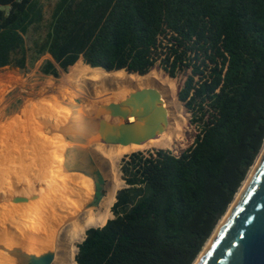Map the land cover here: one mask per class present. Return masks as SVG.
<instances>
[{
	"label": "trees",
	"instance_id": "16d2710c",
	"mask_svg": "<svg viewBox=\"0 0 264 264\" xmlns=\"http://www.w3.org/2000/svg\"><path fill=\"white\" fill-rule=\"evenodd\" d=\"M44 1L0 0V69L24 72L48 55L40 73L68 70L60 82L87 102L109 93L123 99L119 87L141 103L143 93L152 119L161 112L152 150L123 155L120 165L122 144L83 143L123 186L121 172L125 188L113 218L86 229L76 263L193 264L264 142V0H57L48 21ZM42 31L27 47L25 37ZM16 81L0 72V85ZM62 104L80 106L71 97ZM28 108L4 136L30 117ZM168 109L199 119L201 137L176 118L172 129ZM74 123L80 128L84 118ZM178 138L186 145L172 155L167 148Z\"/></svg>",
	"mask_w": 264,
	"mask_h": 264
},
{
	"label": "bare ground",
	"instance_id": "6f19581e",
	"mask_svg": "<svg viewBox=\"0 0 264 264\" xmlns=\"http://www.w3.org/2000/svg\"><path fill=\"white\" fill-rule=\"evenodd\" d=\"M117 99L119 98L115 94L109 93L101 100L88 102L94 105ZM61 106L57 104L50 109L47 119L39 127L21 135L25 141L22 145L24 148L20 150L24 163L32 169L40 185L38 184L39 187L18 219L9 224L6 232L0 231V264H30L46 254L49 258L45 264H77V246L84 240L86 229L90 226L103 227L112 218L111 207L115 202L116 192L122 186L110 177L102 160L86 152L83 144L80 152L76 149L77 139H84V131L92 122L91 116L82 105L76 111H69L71 107L67 104ZM28 113L30 117H40L42 112L38 108ZM78 115L84 118V124L80 128L74 123ZM156 115L154 120L157 135L160 119ZM166 118L172 129L175 128L173 118H176L177 123L190 136L195 135L193 130L200 126L199 119L173 109L166 110ZM100 119L108 120L106 116H100ZM27 123L31 125L30 122ZM68 138L71 140H67ZM186 142L185 138L176 139L169 145L167 152L176 155ZM17 145L18 143L0 150V158L6 166L14 168L19 161L21 155ZM263 149L264 142L216 228L240 194ZM78 158H84L87 165L75 164ZM91 174L100 183L97 195L96 182ZM10 194L11 192L6 196Z\"/></svg>",
	"mask_w": 264,
	"mask_h": 264
},
{
	"label": "rangeland",
	"instance_id": "374dc122",
	"mask_svg": "<svg viewBox=\"0 0 264 264\" xmlns=\"http://www.w3.org/2000/svg\"><path fill=\"white\" fill-rule=\"evenodd\" d=\"M56 1L57 0L44 1L45 21H48L51 9ZM44 33L45 31H42L37 35L30 34L25 37L27 47H30L32 39L41 40L44 36ZM49 59L50 57L48 55H44L34 63L29 62L24 72L10 67L0 69V72H10L19 79V81L16 82H9L4 85H0V89L6 88L5 92L1 95L6 101L2 107H0V139L3 138V140L0 142V150L7 149L18 143L17 149L21 155L17 164L14 165V168L6 166V163L4 164V161H2L0 158V231L2 232H6L9 224L18 219L25 205L30 201L39 187L38 184L40 185L38 179L33 175L32 169L26 166L24 163L23 155L20 150L21 148H24L22 145H24L25 141H23L24 139L21 137V135L39 127L43 122H45L48 117L49 110L57 106V104L64 102V98L66 97H71L73 101L77 103H84L80 105L91 104L83 99L85 97L77 91L74 85L67 86L66 83H61L66 77L68 70L66 73L59 71L57 78L45 76L40 73V67L46 60ZM77 63L79 66H83L81 61H78ZM143 83L144 81L139 79V87H141ZM117 88L120 96H122L123 99H126L125 91L119 87ZM143 98L144 96L142 93V103L144 104L147 113L146 117L145 115H141L143 118H146L145 126L142 129L144 132V140L134 138L130 142L122 144L118 154V160L113 158L114 160L118 161V164L120 157L123 155L128 156L127 154L130 155L131 153L133 154L137 151L140 152V150L143 149H147L143 151L152 150L150 148L157 129L155 120L152 119L148 114V103L145 102ZM30 101L33 103H30ZM96 101H98L97 98ZM7 105L8 107L6 109V115H4L3 111ZM26 107H29L28 111L30 112L39 108L42 112L41 116L27 118L21 125L18 124V127H14V129H12L7 136H4V129H7L8 122L11 119L16 118L17 115L21 113L23 108ZM27 122H30L31 125H27ZM106 144L110 150L109 143ZM11 161H13V159H11ZM119 181L123 184L121 187L122 189L125 184L121 181V172ZM9 192H11V194L6 196Z\"/></svg>",
	"mask_w": 264,
	"mask_h": 264
},
{
	"label": "water",
	"instance_id": "95a60500",
	"mask_svg": "<svg viewBox=\"0 0 264 264\" xmlns=\"http://www.w3.org/2000/svg\"><path fill=\"white\" fill-rule=\"evenodd\" d=\"M82 108L90 114L92 122L84 131V139H77V152L86 141L128 143L146 123V118L141 116H147L145 107L135 99L87 104ZM156 114L157 118L161 116L158 110ZM75 164L84 166L87 161L78 158ZM91 177L97 191L100 183L95 175ZM212 233L194 264H264V149L234 204ZM48 258L46 254L30 264H45Z\"/></svg>",
	"mask_w": 264,
	"mask_h": 264
},
{
	"label": "built area",
	"instance_id": "2783aa9c",
	"mask_svg": "<svg viewBox=\"0 0 264 264\" xmlns=\"http://www.w3.org/2000/svg\"><path fill=\"white\" fill-rule=\"evenodd\" d=\"M193 132L195 133V135L201 137V127L200 126H198L195 130H193Z\"/></svg>",
	"mask_w": 264,
	"mask_h": 264
}]
</instances>
